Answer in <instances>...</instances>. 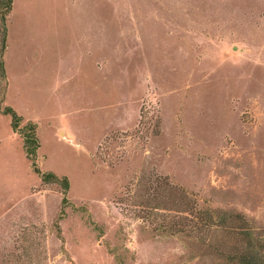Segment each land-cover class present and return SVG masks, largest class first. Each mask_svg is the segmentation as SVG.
I'll return each instance as SVG.
<instances>
[{"label": "rangeland", "instance_id": "obj_1", "mask_svg": "<svg viewBox=\"0 0 264 264\" xmlns=\"http://www.w3.org/2000/svg\"><path fill=\"white\" fill-rule=\"evenodd\" d=\"M6 24L3 103L69 188L58 231L0 114V264H218L176 187L264 232V0H13Z\"/></svg>", "mask_w": 264, "mask_h": 264}, {"label": "trees", "instance_id": "obj_2", "mask_svg": "<svg viewBox=\"0 0 264 264\" xmlns=\"http://www.w3.org/2000/svg\"><path fill=\"white\" fill-rule=\"evenodd\" d=\"M13 0H0V114L10 118V127L22 139L23 150L26 158L30 161L31 169L36 173L42 184L56 183L61 187V205L59 215L55 221L64 216V205L67 203L66 193L69 188V179L67 176H58L52 171H42L37 164V150L39 139L37 136V124L32 120L23 122V117L11 105H5L7 91V75L4 64V52L7 48V17L12 9ZM160 194L164 199H169L171 191L175 189L170 183L164 181ZM177 204H183L184 207L179 209L180 213H190L199 216L200 228L205 229V234L222 232L221 239H215L211 245L220 258L218 264H264V232L255 229L250 222L245 221L240 214L227 213L221 209L208 210L198 209L196 203H189L188 196L183 188L176 187ZM152 194V193H151ZM176 197V196H174ZM173 197V198H174ZM187 198V199H186ZM159 199H161L159 197ZM150 199H147L149 201ZM158 206L164 207L165 204L158 203ZM153 207V206H152ZM155 208V207H153ZM152 208V209H153ZM163 208V209H164Z\"/></svg>", "mask_w": 264, "mask_h": 264}, {"label": "water", "instance_id": "obj_3", "mask_svg": "<svg viewBox=\"0 0 264 264\" xmlns=\"http://www.w3.org/2000/svg\"><path fill=\"white\" fill-rule=\"evenodd\" d=\"M234 49H237V47L235 46Z\"/></svg>", "mask_w": 264, "mask_h": 264}]
</instances>
